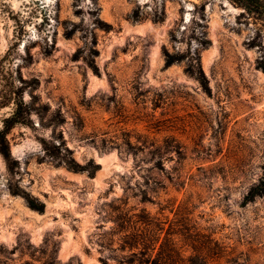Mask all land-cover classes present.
Wrapping results in <instances>:
<instances>
[{"label":"rangeland","instance_id":"obj_1","mask_svg":"<svg viewBox=\"0 0 264 264\" xmlns=\"http://www.w3.org/2000/svg\"><path fill=\"white\" fill-rule=\"evenodd\" d=\"M261 62L233 0H0V264H264Z\"/></svg>","mask_w":264,"mask_h":264},{"label":"trees","instance_id":"obj_2","mask_svg":"<svg viewBox=\"0 0 264 264\" xmlns=\"http://www.w3.org/2000/svg\"><path fill=\"white\" fill-rule=\"evenodd\" d=\"M236 3L240 4L243 6L247 11L251 13H258L264 17V0H233ZM180 59L177 57H174L173 55L167 54V65H172L176 62H179ZM259 67L264 71V62H261L259 64ZM189 71L191 74L197 75L198 79L203 83V85L206 84V78L203 74V71L201 68L198 70V72H195V70L192 67H189ZM7 125L5 127V130L0 134V138L2 139V149H0L1 154L4 156V158L9 161L10 160V151H9V145L6 140V136L8 134V131L12 129L17 124H20L21 121L18 119V113H15L11 119L7 121ZM69 168L75 170V171H81L83 168L73 162L69 164ZM97 169L98 166H95ZM264 196V176L259 182L258 185L253 187L250 192L248 193L246 200L247 201H253L256 197ZM29 206L38 211H43V205L34 199L27 198ZM151 264H166V263H158L157 261H153ZM192 264H198L197 262H192Z\"/></svg>","mask_w":264,"mask_h":264}]
</instances>
